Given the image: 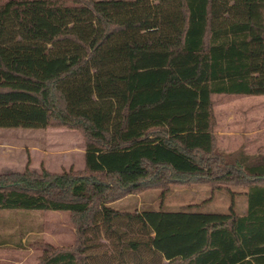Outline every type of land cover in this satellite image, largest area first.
Masks as SVG:
<instances>
[{
  "label": "trees",
  "instance_id": "1",
  "mask_svg": "<svg viewBox=\"0 0 264 264\" xmlns=\"http://www.w3.org/2000/svg\"><path fill=\"white\" fill-rule=\"evenodd\" d=\"M215 94L264 95V0H0V128L85 138L82 171L0 173V210L74 222L36 264H264V155L216 149ZM166 178L236 180L246 211L111 205Z\"/></svg>",
  "mask_w": 264,
  "mask_h": 264
},
{
  "label": "rangeland",
  "instance_id": "2",
  "mask_svg": "<svg viewBox=\"0 0 264 264\" xmlns=\"http://www.w3.org/2000/svg\"><path fill=\"white\" fill-rule=\"evenodd\" d=\"M213 102L216 149L226 154V161L230 164L245 158L248 164L256 163L264 155V144L254 149H245L243 140L235 136L220 137L224 131H234L251 128L253 122H259L260 137H264V95H227L215 94L211 96ZM260 105V114L248 108ZM232 134V133H230ZM233 135V134H232ZM242 142V144L240 143ZM264 143V142H263ZM83 133L75 128L49 125L43 129L34 128H0V173L22 171L29 157V168L40 171L43 167L51 172H61L72 168L74 171L84 169ZM263 145V146H262ZM193 182L180 183L171 178L163 179L155 185H149L145 180L130 194L112 201L114 208L122 211H140L145 208L164 210H183L189 208L196 212L227 213L232 205L237 214H243L247 208L246 185L236 180L197 179ZM154 183V182H152ZM163 183V184H161ZM162 185V186H161ZM7 216L5 223L12 224L21 219L29 223L33 233L28 234L24 241H20L19 230L1 237L10 240L13 258L21 263L36 264L41 254L40 246L33 247V243H48L55 247H74L76 234L75 225L69 212L39 211V210H4ZM22 212V213H20ZM16 213V215L14 214ZM14 219V220H13ZM2 264V263H1ZM3 264H14L3 262Z\"/></svg>",
  "mask_w": 264,
  "mask_h": 264
},
{
  "label": "crops",
  "instance_id": "3",
  "mask_svg": "<svg viewBox=\"0 0 264 264\" xmlns=\"http://www.w3.org/2000/svg\"><path fill=\"white\" fill-rule=\"evenodd\" d=\"M261 107L260 105H254V106H251L249 107L247 110H248V113L253 111V114L254 113H257V114H260V110ZM256 115V114H254ZM260 123L259 122H253L252 123V127L251 128H247V129H243L240 131L239 134H235L234 131H224V133L222 134H219L220 137L224 138L226 136H235L237 137L240 141L243 140V144L245 146V149L249 150V149H256L258 147L259 144H264V137H260L259 135V132H261L260 128L259 127ZM232 133V134H230ZM242 144V142H240ZM263 146V145H262ZM5 211L4 210H0V264L3 262L5 263L6 261L8 262H13L14 264L15 263H21L22 262V258L17 260L15 258H13V256L11 255L10 251H11V248L10 249H3L1 250V247L3 246H9V247H13L12 245V242H10V240H4L2 239L1 237H7V232L9 234L11 233H14L15 230H19V236L21 238L20 241H24V238L30 234V233H33V229L32 227H30V225H28L29 223H25L24 221H22L21 219H17V220H14L12 222V224H6L5 223V218L7 216H9V218H13L14 215L12 214H7V213H4ZM22 213V212H20ZM16 215V213H14Z\"/></svg>",
  "mask_w": 264,
  "mask_h": 264
}]
</instances>
